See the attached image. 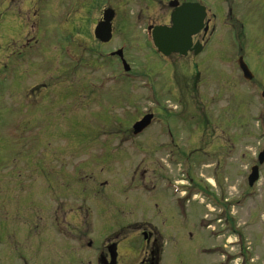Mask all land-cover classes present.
Wrapping results in <instances>:
<instances>
[{
	"label": "rangeland",
	"instance_id": "374dc122",
	"mask_svg": "<svg viewBox=\"0 0 264 264\" xmlns=\"http://www.w3.org/2000/svg\"><path fill=\"white\" fill-rule=\"evenodd\" d=\"M5 1L20 26L30 19L21 40L33 38L32 84L49 82L46 108L51 110L45 116L38 110L29 115L0 109V206L9 205L0 222L8 220V236L29 224L26 210L32 205H46L58 195L67 209L98 204L95 214H85L86 221L119 224L142 213L158 218L167 207L157 197L137 195L133 207L122 190L126 176L144 169L147 177L176 173L197 184L199 195L187 191L180 219L210 226L197 230L191 242L181 234L180 248L191 254L185 264H264V162L255 157L264 147V100L240 83L221 41L201 55L162 56L146 29L168 20V5L159 0H33L31 6ZM107 8L114 12L112 35L102 43L93 29ZM118 48L129 71L108 54ZM21 84L28 89V76ZM9 87L0 104L12 105ZM144 115L153 117L149 129L127 135ZM255 164L259 180L249 186ZM42 210L37 217L38 212L44 217ZM203 240L222 248L207 256L200 251ZM223 250L244 255L232 259Z\"/></svg>",
	"mask_w": 264,
	"mask_h": 264
},
{
	"label": "flooded vegetation",
	"instance_id": "af4514ba",
	"mask_svg": "<svg viewBox=\"0 0 264 264\" xmlns=\"http://www.w3.org/2000/svg\"><path fill=\"white\" fill-rule=\"evenodd\" d=\"M159 1L166 2L169 8L168 20L159 25L171 26L170 16L174 11L183 14L189 25H200L190 37L191 46L188 52L197 56L215 51L217 46L214 45L220 40L218 46L229 55V62L240 83L256 99L264 92V0ZM5 3V0L0 3V95L4 94L8 84L11 86L8 89L12 95L15 94V98L12 105L9 101L4 105L2 101L0 109L7 108L10 112L29 115L38 110L48 116L51 113L46 108L49 82L32 84L37 68L34 63L29 62L32 60L33 38L21 40L28 32L26 29L28 23L31 24L30 19L27 22L24 20L20 26L17 15L8 12ZM25 4L31 6L33 0H23V6ZM200 14L203 16L199 22L196 19ZM197 48L199 50L196 52ZM25 76L29 78L27 90L21 84ZM166 109L170 112L173 110ZM167 142H172V139L167 138ZM144 171L143 169L126 176L127 184L122 189L128 192L126 202L135 207L137 195L157 197L167 207L166 213H160L158 218L144 217L145 214L142 213L139 218L119 224L118 221L103 222L95 218L91 220L93 217L86 221L85 214H95L98 204L93 203V207L87 205V208L71 206L67 209L62 195H58L55 201L51 199L47 202L46 199V205L35 204L26 210L30 218L29 224L19 235L8 236V229L4 226L8 220L5 224L0 222V233L3 236L0 241V261L8 264H27V261L29 264H185L184 261L189 258L187 255L191 254L190 251L180 248L181 234L185 232L191 242L197 230L204 231L195 222L180 219L181 209L184 208L182 195L188 190L193 191L197 184L190 176L187 179L176 173H159L147 177ZM182 179L187 180L183 182ZM29 186H32L30 182ZM203 188L208 191V188ZM46 190L52 193L50 189ZM133 191L137 193L132 194ZM28 194L33 195L31 190ZM13 207L17 212L21 209L20 204ZM0 208L4 215L9 211V205ZM82 208L86 213L81 212ZM38 209H43L44 217L39 212L37 217ZM202 245L204 247L200 251L207 256L213 255L219 247L222 248L204 240ZM26 247L29 252L22 253L20 250Z\"/></svg>",
	"mask_w": 264,
	"mask_h": 264
},
{
	"label": "water",
	"instance_id": "95a60500",
	"mask_svg": "<svg viewBox=\"0 0 264 264\" xmlns=\"http://www.w3.org/2000/svg\"><path fill=\"white\" fill-rule=\"evenodd\" d=\"M185 7V6H182ZM203 15H198L197 21L200 22L202 20ZM113 17L112 10L104 11L103 19L98 22L94 29V35L96 38L101 40L102 42H106L111 37V20ZM172 26L164 27V26H156L152 29L151 35L154 42V45L163 55L168 56L171 53L178 52L180 54H185L186 51L190 48L191 35L197 30L200 25H189L187 23V19L183 14H178L176 11L172 13L171 16ZM199 50L197 48L196 52ZM116 53L122 58V50L119 49ZM123 66L125 70L129 69L128 64L122 60ZM151 115L144 116L140 121L136 122L133 126L134 133L142 130L146 125L149 124ZM264 160V151L259 154V162L262 163ZM258 179V166H253L251 169V173L248 176L249 185H253V183Z\"/></svg>",
	"mask_w": 264,
	"mask_h": 264
}]
</instances>
